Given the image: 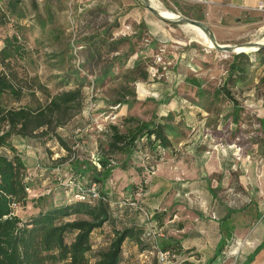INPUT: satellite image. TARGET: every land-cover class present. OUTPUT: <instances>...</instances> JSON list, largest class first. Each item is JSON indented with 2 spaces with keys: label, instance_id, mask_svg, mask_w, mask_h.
I'll list each match as a JSON object with an SVG mask.
<instances>
[{
  "label": "trees",
  "instance_id": "16d2710c",
  "mask_svg": "<svg viewBox=\"0 0 264 264\" xmlns=\"http://www.w3.org/2000/svg\"><path fill=\"white\" fill-rule=\"evenodd\" d=\"M75 1L78 0H0V264H121L126 247H136L139 255L145 257L154 254L157 247L169 253L171 264H186L176 258L182 250L180 244L157 240L162 232L161 213L150 211L140 197L147 190L148 179L155 176L156 167L169 155L177 159L184 155L194 157L203 170L212 159L226 163V173H222L224 188L231 186L233 176L236 181L240 176L234 170L237 149L241 152L238 163L255 156L264 158V100L252 98L251 94L256 71V84L264 87V48L252 54L216 55L194 47L200 52L192 53L190 49L183 64L197 62L199 72H207L208 78L185 77L186 83L168 97L138 101L135 83L149 78L152 65L147 62L153 58L155 48L152 42L162 47L161 38L147 35V25L142 19L132 21L135 25L131 35H116L114 30L119 25L115 20L91 28L94 9H83L81 13L90 16L84 24V33L77 32L70 41L73 34L68 33L70 24L56 21V16L67 11L69 4L74 6ZM76 13L75 9L73 14ZM26 20L35 24L24 25ZM31 43L35 44L34 52L46 46H59V52L49 55L46 67L47 72L55 75L44 81L36 72H30L34 69L30 62ZM196 53L201 58L195 57ZM189 70L195 71L194 66ZM90 87L96 91L85 110L83 90ZM240 97L250 99L243 105ZM4 99L9 104H3ZM150 104L153 106L150 111L139 110ZM97 106L102 109L95 113ZM113 108L114 123L108 126L104 143H94L85 154L94 163L83 162L85 169L76 163L77 176L61 169L55 172L57 182L74 178L84 191L68 187L71 194L67 195L65 187H61L60 197L56 194L35 197L31 183L36 176L30 177L22 155L11 143L13 138L24 142L51 133L76 157L57 129L78 114L95 121ZM250 110L258 127L246 142L234 137L223 149L218 147L220 150L214 152L210 138L204 142L196 135L200 133L194 127L198 119L201 130L212 124L217 128L223 121L235 126L245 120L243 116ZM204 115L209 117L205 121ZM87 170L92 171L90 176L86 175ZM82 175L87 176L84 183L80 180ZM93 185L98 197L86 196L85 192ZM81 193L84 199L77 197ZM13 205L18 209L30 207L31 212L22 218L15 214ZM237 209L228 207L224 223ZM105 225L110 227L109 242L93 252L92 235ZM238 245V239L221 240L217 263L230 258ZM241 260L239 257L238 264ZM250 261L248 258L244 264ZM210 262L214 264L215 259Z\"/></svg>",
  "mask_w": 264,
  "mask_h": 264
},
{
  "label": "rangeland",
  "instance_id": "374dc122",
  "mask_svg": "<svg viewBox=\"0 0 264 264\" xmlns=\"http://www.w3.org/2000/svg\"><path fill=\"white\" fill-rule=\"evenodd\" d=\"M160 3V6L168 11H171L179 16V14L175 11V9L169 5L166 0H155ZM97 5L100 6V9L96 8ZM188 6L193 7L191 4H186L183 6L188 8ZM68 10L58 14L56 17V21H60L63 24L69 23L70 28L68 33H73L71 35L70 41H72L73 37L77 32L80 34L84 33L85 26L84 24L88 21L89 14L81 13L83 9H94L95 13L92 24L95 28L100 25H104L105 23H112L114 20L118 23L119 27L114 31L116 35H131L134 30V22L139 21L145 15L151 16L155 19V23L157 26H149L147 28V35H152L151 33L156 32L157 37L162 41L163 46L160 47L159 43L152 42L155 46L154 48V56L147 63L152 65L151 72L149 78L146 81H139L135 83V92L136 98L138 101H145L152 98L159 99L160 97H168L171 95L172 91H178L179 86L184 85L185 77L194 78L199 76V78L206 79L208 78L207 72H199L200 67L197 65V62L194 64L187 63L185 64V57L188 51L191 49L192 53L200 52V50H196L195 48H203L204 50H209L216 55H226L225 52L216 51L213 48H209L206 43H204L190 28L188 24H169L160 20L158 17L153 15L145 6L143 0H78L75 1V4H69ZM77 10L76 15L73 14ZM99 13V14H97ZM55 17V16H54ZM182 18V17H181ZM126 19V21H125ZM245 22L254 21L256 24L250 26L248 28H243L240 30L239 37L235 41L236 44L232 46H246L252 47L255 43H259L264 38V13H257L253 15V17H246ZM24 25H32L35 22H31V20L23 21ZM156 27V28H155ZM189 28V29H188ZM35 32H32V35L36 37L38 29L37 27L34 29ZM88 30V29H87ZM89 31V30H88ZM151 31V32H150ZM218 32L217 30H214ZM159 34V35H158ZM68 34L65 36V40ZM224 38L233 37V33L224 32L222 35ZM236 36V35H235ZM152 37V36H151ZM259 38V39H258ZM32 39V38H31ZM153 39V37H152ZM32 41V40H30ZM161 44V43H160ZM264 44V43H263ZM151 45V44H150ZM207 46V47H206ZM195 47V48H194ZM65 48V44H64ZM194 48V49H192ZM81 50V47L77 48ZM30 50L33 51V57L31 65L34 69H30L31 74L35 72L42 77V80L50 75H55V72L49 73L46 70L47 61L49 60V55L52 53L59 52V46L54 47H43L39 52L35 51V44L31 43ZM255 51H248V54H252ZM83 55V53H81ZM200 54L196 53L195 57H200ZM81 56V55H80ZM159 60L157 61V58ZM79 61V60H78ZM77 62V61H76ZM132 59L130 60V63ZM192 65V66H191ZM194 66L195 71H190ZM186 67V68H185ZM29 68V67H28ZM213 72V71H212ZM83 74V73H82ZM212 75H214L212 73ZM209 76V75H208ZM198 78V77H197ZM91 80V77H88ZM255 83L252 98H258L264 100V87L256 84L258 82V71L254 75ZM212 80V79H211ZM210 81V80H209ZM96 90H92V87L86 88L83 90L84 93V109L86 110L89 106V102L91 101V97ZM98 93L94 94L95 97H98ZM250 99V98H249ZM246 98H239L241 104L244 105L245 100H249ZM8 99L3 100V104H9ZM101 105V104H100ZM151 105V104H150ZM155 107V106H154ZM162 107V106H160ZM153 108L151 105L144 108V105L139 107V110L144 113V111H150ZM102 109V106H97L96 112ZM113 108L112 110H107V113H103L98 116V119L95 121L92 119L88 121L86 118H82V116L76 115L74 116L63 128L57 129V133L61 136L62 140L67 144L68 147H72L74 149L76 157L69 153L63 146L56 140L55 136L51 133L45 137H32L27 141L22 142L18 138H13L12 145L15 146L17 151L22 155L24 163L29 169L30 177L36 176V178L29 182L31 183V190L35 191V197L44 195H58L60 197L61 187H65V192L67 195L71 194L70 188L67 187V179L61 180L57 182V175L55 172L58 169L62 171H66L68 175L72 173L77 176L78 174L75 172L76 163H80L81 169H85L83 162L94 163L93 159L87 160L86 153L90 152L94 143L99 144L104 143V139L109 133L108 126L114 123L113 120ZM109 112V113H108ZM142 117H148V115H143ZM244 121L239 125L231 126V124H226L223 121V124L215 128L212 124L211 126L204 127L202 130L201 121L198 119L195 122V130L198 128V135L200 139H203L204 142L211 139V147L214 152H218V145H227L230 141L233 140L234 137L239 139V142H246L249 137H252L257 132L258 124L256 122V116L253 111H248L245 114ZM208 116L204 115V120L208 119ZM212 118V116L210 117ZM40 131L37 132L36 135H39ZM236 139V138H234ZM76 149V150H75ZM204 150V149H203ZM231 149H227L229 151ZM74 154V155H75ZM239 156H241V152H239ZM73 157V158H72ZM78 157V158H77ZM185 161L188 163V166H192L195 168L199 162L196 161L194 157L182 156ZM236 160V169L238 170V174L245 178L248 183L249 188V198H253L258 202L263 199L259 195V191L262 190L264 192V158H260L258 156L250 157L246 161H250V163H238L240 157H235ZM160 166V165H159ZM156 167V173L159 172V167ZM246 168H245V167ZM75 167V168H74ZM163 167L168 172H172L173 174L183 175L179 168L175 167L172 163H165ZM248 168V169H247ZM192 170V169H191ZM199 171V170H198ZM86 175H91L92 171L87 170ZM70 173V174H69ZM170 174V177L176 176ZM86 175H82L83 178H79L82 183L86 180ZM235 176H233V183ZM263 183V184H262ZM50 193V194H49ZM220 199L225 206H233L238 207L239 211V219L244 220L245 223H248L251 219V216H247L246 213L243 212V204L242 199L244 198L242 191L235 192L234 189L230 190L229 186L222 187L220 189ZM243 195V196H242ZM258 195V196H257ZM33 196V197H34ZM121 197V196H120ZM263 207L260 206V211H262ZM31 212V208L27 207L25 209L16 208L15 214H18L22 218H25ZM120 223V222H119ZM120 226V225H119ZM110 239V227L109 225H105L102 230L95 232L92 235V246L93 252L102 249L107 245ZM244 250V249H243ZM132 251H135L134 253ZM242 253L240 252L239 255ZM240 257V256H239ZM231 259L227 260V264L230 263ZM239 261V259H238ZM238 261L236 264H238ZM243 262H241L242 264ZM121 264H158V258L155 253L148 257L140 256L138 249H128L127 247L123 249L122 261Z\"/></svg>",
  "mask_w": 264,
  "mask_h": 264
},
{
  "label": "crops",
  "instance_id": "0c3cea01",
  "mask_svg": "<svg viewBox=\"0 0 264 264\" xmlns=\"http://www.w3.org/2000/svg\"><path fill=\"white\" fill-rule=\"evenodd\" d=\"M166 1L180 17L205 24L220 45L236 44L240 30L256 24L254 21L244 20L246 17L251 18L261 13L256 11V8L259 3L264 2V0H208L207 4H200L185 0ZM186 4H191L193 7H183ZM142 20L147 28L152 25L157 26L151 16L145 15ZM224 32H231L234 36L224 38L222 36ZM151 34L157 35L156 32ZM165 163H173L175 167L184 171L183 175L178 176L166 171L163 167ZM241 163L246 166L245 163L249 164L250 161L243 159ZM187 164L183 157L177 159L175 155H169L165 162L159 164L161 167L158 165L159 172L148 179L147 190L140 197L150 211L161 213L159 216L163 223L160 228L162 232L157 240L180 244L182 250L176 258L186 264H213L210 262L213 259H215L214 264H218L220 256L216 254L220 241L238 239L239 245L236 251L242 253L240 255L242 264L246 263L248 258H251L249 264H264V219L260 220L262 214L260 206L264 203L263 199L256 202L253 198H249L248 183L240 175L237 181L231 182L230 190L234 189L238 193L242 191L244 195H242L244 197L242 213L251 216V219L248 223L243 219L240 220L237 209V212L231 213L230 218L224 223L230 206L223 205L218 189L224 187L225 174L222 173H226L224 169L227 168V164L212 159L205 165V170L198 165L199 163L195 168ZM171 173L176 176L170 177ZM213 174L216 176L212 177ZM218 174L221 175L217 176ZM259 195L263 198L264 192L260 190ZM228 227L230 238L227 237ZM128 249L137 250L136 247Z\"/></svg>",
  "mask_w": 264,
  "mask_h": 264
},
{
  "label": "built area",
  "instance_id": "2783aa9c",
  "mask_svg": "<svg viewBox=\"0 0 264 264\" xmlns=\"http://www.w3.org/2000/svg\"><path fill=\"white\" fill-rule=\"evenodd\" d=\"M187 2H194V3H200V4H207L209 1L208 0H185ZM256 11L258 12H261V13H264V2H261L258 4L257 8H256ZM159 60V57L157 58V61ZM218 147L220 148H224V145H218ZM239 152L240 150L237 149L236 152H235V157H240L239 156ZM67 187H71V188H76L79 192H82L84 191L82 189V187L77 184V182H75V179H71V178H68L67 181ZM27 192L28 193H32L31 190L29 188H27ZM86 193V196H88V194H92L94 197H98V193L96 191V187L95 185H93L88 191L85 192ZM79 199H84L85 195H83V193L79 194V196H77ZM116 203H114V206H115ZM121 204H124V203H121ZM121 204H118V205H121ZM263 207L262 209V214L260 216V220L264 219V203L263 205L261 206V208ZM13 209L16 210V206L13 205ZM150 233H152V228L150 227ZM156 251H155V255L157 256L158 258V264H171V262L169 261V253L168 252H162L160 251L159 249H157V247H155ZM240 254V251L237 250L235 251L231 256L230 258H226V261H223L222 264H225L227 262L228 259H231L230 263L228 264H236L238 259H239V255Z\"/></svg>",
  "mask_w": 264,
  "mask_h": 264
},
{
  "label": "water",
  "instance_id": "95a60500",
  "mask_svg": "<svg viewBox=\"0 0 264 264\" xmlns=\"http://www.w3.org/2000/svg\"><path fill=\"white\" fill-rule=\"evenodd\" d=\"M146 8L153 14L155 15L156 17H158L160 20L164 21V22H167L169 24H188L190 26H194L196 28H199L200 30H202L206 36L208 37L209 41L211 42L212 44V48L215 49L216 51H219V52H226V53H241V52H244V53H247L248 51H243V50H239V51H236L237 50V47H241V46H232V45H220L218 44L212 33L210 32L209 28L203 24L202 22H199V21H195V20H191V19H187V18H184V17H180L178 16L177 19L175 20H171V19H167L165 17H163L162 15H160V13L154 8L152 7L151 3H150V0H143ZM252 47L256 48V50L258 49H261V48H264V44L263 43H255Z\"/></svg>",
  "mask_w": 264,
  "mask_h": 264
},
{
  "label": "bare ground",
  "instance_id": "6f19581e",
  "mask_svg": "<svg viewBox=\"0 0 264 264\" xmlns=\"http://www.w3.org/2000/svg\"><path fill=\"white\" fill-rule=\"evenodd\" d=\"M150 3L152 5V7H154L159 13L160 15H162L163 17L167 18V19H171V20H175L177 19L178 15H176L175 13L165 10L160 6V3L156 2L155 0H150ZM155 22V21H154ZM156 25V24H155ZM156 28V27H155ZM189 28L204 42L208 45L209 48H212V44L209 41L208 37L206 36V34L200 30L199 28H196L194 26H190ZM188 28V29H189ZM259 39V38H258ZM259 43H264V38L259 42ZM207 47V46H206ZM256 48L254 47H246V46H241V47H237L236 51L239 50H243V51H255Z\"/></svg>",
  "mask_w": 264,
  "mask_h": 264
}]
</instances>
